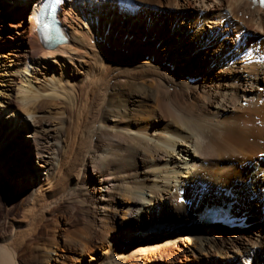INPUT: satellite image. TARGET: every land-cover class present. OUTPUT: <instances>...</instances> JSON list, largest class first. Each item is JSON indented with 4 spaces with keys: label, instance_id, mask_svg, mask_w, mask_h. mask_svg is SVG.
Masks as SVG:
<instances>
[{
    "label": "bare ground",
    "instance_id": "bare-ground-1",
    "mask_svg": "<svg viewBox=\"0 0 264 264\" xmlns=\"http://www.w3.org/2000/svg\"><path fill=\"white\" fill-rule=\"evenodd\" d=\"M43 2L0 0V180L43 171L21 191L30 200L26 238L0 245V264L25 253L38 264H83L85 255L92 264H213L211 255L253 264L264 255V226L254 236L236 224L207 226L243 225L256 208L264 219V8L59 0L68 41L46 49L37 34ZM205 45L214 47L187 59ZM179 57L184 74L171 72ZM220 203L234 210L206 223ZM63 204L61 221L44 220ZM152 212L188 221L146 229L159 220Z\"/></svg>",
    "mask_w": 264,
    "mask_h": 264
},
{
    "label": "rangeland",
    "instance_id": "rangeland-1",
    "mask_svg": "<svg viewBox=\"0 0 264 264\" xmlns=\"http://www.w3.org/2000/svg\"><path fill=\"white\" fill-rule=\"evenodd\" d=\"M205 1L208 2V0H205ZM196 6L200 7L202 5L199 6L198 4H196ZM192 19L193 18H190L186 22V24H189V23L192 24L193 23V20ZM236 24H237L236 21L233 22V25H236ZM219 28L221 29L222 26H219ZM246 34H248V35H246ZM233 35L235 36V34H233ZM189 36L191 37L192 36V33L189 34ZM244 36L245 37H249L250 36V33L249 32H245L244 33ZM227 46H228V44H227ZM213 47L214 46H210L209 47V45H208L206 47H203L202 50L200 49L201 47L200 48H195V49H193L189 53V55H187L188 56L187 59H193L199 53H201L202 51H204L206 49H212ZM195 50H198V51L196 53H194L193 51H195ZM222 56H221V58H222ZM179 60H180V57L176 59V65L171 68V72H173V73H179V74H182L184 72L183 67L185 65L182 64V63H180ZM161 61H162L161 54H159V56L155 58L154 63L156 65H158V64H160ZM164 64H165V62H164ZM198 81H200V78L198 79ZM4 85H5V81L3 82L2 80H0V98H1V96H3L6 93V89H5L6 87ZM177 90H178L177 88H174V89L173 88H170L169 89V92H173V91H177ZM197 90H198V88H197ZM0 115L3 116L2 114H0ZM68 126L69 127H73L74 125L73 124L72 125L69 124ZM88 132H90V126L89 125H87V128L86 127L85 128L82 127L81 130H80V134L82 133L81 135L83 137ZM94 144L95 143L93 142V145ZM184 146L187 147L186 145H183L181 148H183ZM177 158H178V156L176 157V159ZM180 158L184 159V157H181V156H180ZM180 158H178V159H180ZM178 161H180V160H178ZM111 172H112V169L108 170V173H111ZM83 173L86 175V178H88V176L89 177L90 176L92 177V169H90V168L89 169L87 168V170L85 168V171L84 170L82 171V174ZM42 174H43V171H42L41 174H36V173L35 174H31V175L29 174L26 177H23L22 174L12 175V174L7 173V172L3 174L2 179L0 180V245L1 246H9V247H12L13 246V247H16L17 246V243L20 244L19 243L21 241L20 239L26 238V233H27V231L29 229V225H28L29 224V221H28V218L26 217L27 212H25V211L30 206V200L28 198H22L23 192H21V191L24 190L26 184L32 185V184L38 182V179L39 178L41 180ZM200 191H201V189L199 188V192ZM102 192H103V190H102ZM258 194L260 196V193H258ZM260 198H261V196H260ZM64 199H66V197ZM213 199H214V203L215 204H218L219 201L216 200L215 197H213ZM69 201H72L71 198L69 199ZM242 201L245 202L244 199ZM178 203L188 205V201L185 203L182 200V198L178 200ZM73 206H75V205H73ZM220 206H222L221 203H220ZM262 206L264 207V204ZM65 208H66V204L60 205L59 208H57L55 210H52L49 215L48 214L45 215L43 217L44 220L45 221H49L51 219V221H54V220H56V218H58L57 221H61V216L64 217V216L67 215V213H66L67 210H65ZM169 208L170 209H173L172 206H170ZM257 209L258 208L252 209V210L251 209L248 210L249 214H247V216L245 217V222L243 223V225H239L238 223H234L236 221V219H235L234 216H233L234 217V220H233V223L234 224H228V225L235 226V224H236L237 226L235 228H237V229H243V230L249 232V234H251L252 236L258 234L257 233L258 227L259 226H264V219L263 218L261 219L260 217L258 218V216H257L258 215ZM261 209H263V208H261ZM233 210L234 209L231 208V212L229 213V215L232 213ZM59 213L61 214V216H58V215H60ZM79 213H80V215H79ZM37 214H38V212H37ZM148 215H149V217L151 215H155L156 218L159 217V220H156L153 223L151 221H148L146 223V225H144V227L146 229L147 228L157 227L158 225L164 224L165 222H166V224H168V222H170L169 224L171 226L174 223H177V221H182V222H187L188 221L187 219L184 220L185 218H180V217L172 218V220H169V221H164V219H167L168 220V217H170V215L168 216V214L162 215V214L159 213V215H158V213L152 212V213H149ZM74 216H75L74 218H76L74 220V222H76V221L78 222V219L82 216V214L79 211L77 213L75 212ZM132 218L135 221H139V218L137 217V215H133ZM26 221H28V222H26ZM247 221H250V223H247ZM226 224L227 223L224 220L221 223L220 222H216L214 224L207 225V226H214V227L217 228L218 231H221L220 229H222V226H224ZM49 225L52 226L51 224H49ZM191 225H193V224H191ZM195 225H203V226H206V225L201 224V223H195ZM15 228H17V231H19L20 234H19L18 238L15 239V241H14V237L15 236L14 237H12V236H13V232H14V229ZM252 229L254 230V233H251L250 230H252ZM131 232H134V229L133 228H132ZM129 237H128V235L126 236L127 240L125 239V241L127 243H130L131 242V240L128 239ZM143 241H149V240L148 239H145ZM13 242H16V243L14 244ZM7 243H8V245H7ZM27 243H29V241H27ZM10 244H12V246ZM181 246L187 252L192 251V249L189 248V245H181ZM258 251H259L258 252V255L254 257L253 264H258V262L260 261V259L264 256L262 254L260 255V253H262L260 249ZM58 253H60V252H58ZM32 254H34V253H32ZM32 254L25 253V256L23 255V257L18 260V264H38L36 262L37 259H34L35 257ZM231 254L233 255V258L230 261H232V262L236 261V258H238V256L236 255V253L232 252ZM31 255L33 256V258H32ZM30 258H31V260H29ZM94 258H95V256H93L92 263L95 262L94 261ZM208 259L211 260L213 264H219V263H224V262H227L228 263V261H225L224 259H221L219 256H213L212 257V255H211V257H209ZM32 260H34V261L32 262ZM89 260H91L90 256H86L85 255V256L82 257V263L83 264H92L91 262H89ZM248 261H249V259H248Z\"/></svg>",
    "mask_w": 264,
    "mask_h": 264
},
{
    "label": "snow or ice",
    "instance_id": "snow-or-ice-1",
    "mask_svg": "<svg viewBox=\"0 0 264 264\" xmlns=\"http://www.w3.org/2000/svg\"><path fill=\"white\" fill-rule=\"evenodd\" d=\"M261 3L264 4V0H261Z\"/></svg>",
    "mask_w": 264,
    "mask_h": 264
}]
</instances>
